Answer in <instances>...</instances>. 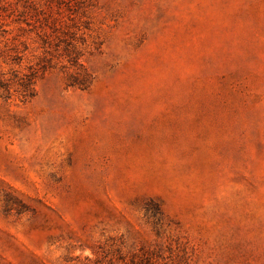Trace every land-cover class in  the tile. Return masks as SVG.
Here are the masks:
<instances>
[{"label":"rangeland","instance_id":"rangeland-1","mask_svg":"<svg viewBox=\"0 0 264 264\" xmlns=\"http://www.w3.org/2000/svg\"><path fill=\"white\" fill-rule=\"evenodd\" d=\"M0 264H264V0H0Z\"/></svg>","mask_w":264,"mask_h":264}]
</instances>
